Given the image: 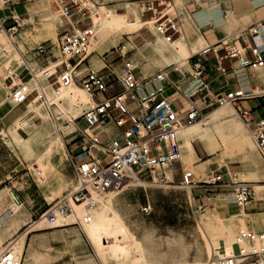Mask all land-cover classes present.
<instances>
[{"label": "rangeland", "instance_id": "1", "mask_svg": "<svg viewBox=\"0 0 264 264\" xmlns=\"http://www.w3.org/2000/svg\"><path fill=\"white\" fill-rule=\"evenodd\" d=\"M57 1L37 0L33 3L29 14L21 17L23 25L18 29L17 36L13 38V43H9L5 35L1 33L3 40H1L0 46L6 47L11 44L13 48V54L10 55L7 64L17 68L21 64L22 57L31 58L27 50L33 45L45 41H55L57 32L63 28L59 25L65 22V18L59 16L60 10ZM174 1L178 6H182L188 0ZM30 2L18 4L15 8L18 9ZM64 2L69 4L70 0H64ZM78 3V8L81 13L85 12L84 15L73 12L70 18L73 23L76 19H82L79 27L90 25L92 17H99L100 11H109L98 4L96 8L92 7L91 12L89 8L84 9L81 2ZM202 6H207L211 15H213L212 11H217V16L210 20L209 27L199 28L197 22H194L190 15L187 17L189 20L184 19V31L186 32L185 29H187L186 36L181 34L171 41L173 44L183 46L188 56L189 52L190 54L196 53L207 45H213L231 35L233 36L230 40L236 39L238 35L246 38L247 28L264 18V0H216L215 3ZM51 12L58 15L59 20L56 23H53L45 15V13ZM146 14L145 16L151 15L150 12H146ZM128 19L136 20L133 16H129ZM146 20H148L147 17L142 18L141 21H145V23L133 32L121 30L118 27L101 30L100 35L95 31L96 40L94 38L89 46V51H94V56L93 54L89 56L91 67L107 71L105 68L107 65L108 69L119 76L123 59H130L137 66L139 74L151 75V78L163 68L174 67L173 65L168 67L167 65L172 64L173 61L164 58L161 52L152 45L151 42L158 36V33L154 31L152 23ZM218 23L219 27L215 29L214 25ZM202 35L205 36V40ZM199 36H201L202 43L198 46L194 40ZM188 49L189 51H187ZM228 63L224 62L225 66H228ZM32 66L38 68L40 63L37 64L32 60ZM179 68L172 74L175 80L181 83L180 77H192L189 63ZM260 70L257 69L258 76H260ZM77 83L80 85L79 79ZM119 89V84L113 81L107 94ZM9 95L10 92L0 76V104L8 100L14 105L15 102L8 99ZM100 97L101 95L98 94L97 98ZM194 97L196 94L192 96L193 99ZM257 99L261 100L262 98ZM196 101L203 116L198 118L199 122L205 120L208 114L213 111L227 109V114L220 120L209 121L208 116L204 121L210 130V137L206 138L208 140L206 145L212 152L214 150L212 143L214 144L213 154L210 155L204 150L202 143L196 138L197 136L193 137L195 139L193 146L199 156V161H205V164L201 165V171L197 172L194 167L181 161L183 152L178 145L180 160L173 164L170 171H166L167 182L153 180L151 176L145 175L141 181L128 182L115 193H96L99 200L107 203L123 219L136 242V245H132L133 255H140L137 247H141V254L147 264H206L211 255V248L217 251L218 256L232 254V249L229 246L230 232H235L237 235L240 228H249L254 231L264 229V162L256 149L252 136L231 106L206 103L207 106L202 107L198 97H196ZM25 103L13 109L4 122L0 121V190L3 189L6 193L3 200L5 202L3 211L5 212H2L1 215L8 209L14 213L13 205L20 206L21 212L19 217L17 216L16 222L9 226L11 231L16 228L18 223L25 220V215L31 209L36 210L32 220L34 222L40 220L42 212L71 190L75 183L73 161L77 159L80 143L79 138L69 134L74 122L80 117L70 122L66 116L55 111L56 116L60 117L57 120L58 125L63 126L60 134L64 140V146L62 147L59 141L50 144V138L40 137L31 130L32 127L40 123L35 114L38 110H43V107L34 109L31 108L33 105H28L25 109ZM263 107L264 104L258 108L263 109ZM258 108H255L253 112L256 113ZM6 109L5 107L0 113ZM52 110H56L54 106H52ZM17 115L19 116L8 123ZM255 117L257 118V115ZM229 118H235L241 123L238 135L225 127L224 122ZM45 160H48V166L42 165V161ZM197 164L195 163L194 166ZM182 169L191 171L195 181L204 182L212 175L221 172L226 175L225 184L231 179L253 182L252 184L257 187V200L239 206L235 202V198L218 199L217 195L232 192L223 185L206 186L200 182L196 187L188 189L180 183ZM170 173H172V178ZM9 190L14 191L18 196L20 204L13 202ZM2 195L3 192H0V198ZM147 203L151 208L149 214L142 212V207ZM73 221L74 218H71L67 224L73 223ZM60 224L66 223L55 225ZM31 225H24L18 229L14 238L19 239L24 236L25 246L33 237L37 238V242L42 240L51 245L48 253L54 259L52 264H119L109 256L100 257L96 241L89 239L85 231L83 233L75 224L54 227L53 223L34 228L30 227ZM70 227L74 228L70 229ZM59 228L69 229L62 232L58 230ZM43 232L42 235H34ZM259 242L264 245V241ZM248 243L251 245L250 242ZM14 247L18 251L15 245ZM39 248L41 251L46 250L44 247ZM219 248H223V252Z\"/></svg>", "mask_w": 264, "mask_h": 264}, {"label": "built area", "instance_id": "2", "mask_svg": "<svg viewBox=\"0 0 264 264\" xmlns=\"http://www.w3.org/2000/svg\"><path fill=\"white\" fill-rule=\"evenodd\" d=\"M30 1L35 0H0V44L3 40L1 33L9 43H13L23 23L12 11L16 5ZM209 1L191 0L178 6L174 0H144L140 8L142 12H150L148 20L154 31L170 42L183 34L184 19L187 20L190 15L192 18L197 8H201V3ZM78 2L81 1L70 0L69 4L64 0L57 1L60 16L65 18V22L59 26L63 28L57 32L54 42L45 41L29 48L27 52L31 58L22 57L19 67L13 68L7 64L13 54L11 44L0 46V76L15 102L13 106L27 101V107L34 100L47 104L48 87L58 91L78 79L80 85L95 98L94 106L82 113L69 132L80 141L77 159L73 161L75 186L40 214L49 222L55 220L56 213H73L74 204L95 206L92 192L118 190L128 184L126 181H141L145 175L167 182L166 171L180 160L177 131L202 116L201 108L192 95L186 96L162 70L152 78L151 75L139 74L137 66L130 59H123L119 76L107 65V71L92 68L89 45L95 37L93 25L79 27L82 19H76L73 23L70 18L73 12L84 15L85 12L81 13L78 8ZM2 6L9 9L7 17L1 13ZM32 60L40 63V66L34 68ZM189 60L192 73L199 83L196 93L206 94L207 103L218 106L230 104L234 108L248 127L264 162V117L256 118L253 115L255 108L246 104L255 98H262L264 102V92L256 93L254 89L241 85L211 94L207 80L209 68L220 74L231 71L240 80L244 79L246 69H264V20L251 24L247 28L246 38L238 35L236 39L220 40L196 52ZM225 60L232 61L229 68L223 65ZM152 79L161 82V86L150 92L146 86ZM113 81L119 84L120 89L107 94ZM168 86L174 87L185 97V103L180 107H175L165 94ZM98 94L100 98H97ZM225 176L218 172L204 182L195 181L191 171L182 169L180 183L188 189L200 182L206 186H226L234 193L239 206L257 200V187L253 182L230 180L225 184ZM10 197L15 203H21L14 191H10ZM150 211L148 203L142 207L143 213L149 214ZM88 220L89 216H84L77 218L73 224L83 231L82 222ZM15 239L0 243V264H22V253L15 249L12 242ZM244 240L252 245L264 241V229L254 231L240 228L233 243L237 246V254H222L206 264H241L248 259H251L250 264H264V245L243 253L241 242ZM237 257H240L239 261Z\"/></svg>", "mask_w": 264, "mask_h": 264}, {"label": "bare ground", "instance_id": "3", "mask_svg": "<svg viewBox=\"0 0 264 264\" xmlns=\"http://www.w3.org/2000/svg\"><path fill=\"white\" fill-rule=\"evenodd\" d=\"M80 1L82 3L81 6L84 9L85 8L91 9L90 6H92L93 8H96V5L94 4V2L89 3L90 4L89 5L86 3V0H80ZM190 1L191 0H188L185 4H188ZM215 1L216 0H210L209 2L201 3V5L211 4L213 2L215 3ZM189 7L191 8L192 6H189ZM3 10H8V8L2 6L1 11H3ZM99 13H100L99 17H92V19H91V23L93 25V28L98 33V35H100L101 30H106L108 28H114V27H118V29L126 30L128 32H131V31L133 32V31L138 30L140 28V26L143 23H145V21H141L139 19L138 15H136L135 21H131L128 19L127 15L116 14L113 10H109V11L107 10V12L100 11ZM45 15H47L53 23H56L59 20L58 15L56 13H53V12L45 13ZM261 20H264V18H262ZM261 20H259V21H261ZM259 21H257V22H259ZM148 22H151V21H148ZM185 30L187 32V29H185ZM184 32H183V34H185V36H186V32L185 33ZM236 34H234V35H236ZM159 35L160 34H158V36H156L151 43L155 49H157L159 52H161V54H162V56H164V58L177 59L179 57H185L187 55L183 46H181L179 44H173L172 42H167L162 37V35H160V36ZM231 36H233V35H231ZM231 36H228L224 39H221V41H223V42L227 41L231 38ZM98 38H99V36H98ZM95 40H96V38H95ZM201 40H202L201 36H199L196 40H194V42L198 43ZM217 43H219V41ZM217 43H215V44H217ZM215 44H213V45H215ZM206 47H208V46H206ZM89 52L91 54L94 53V51H89ZM193 54H195V53H193ZM193 54H191V56ZM189 58L184 59L183 61H181L179 63L167 65L168 67L172 66V65L174 66L170 69H166V68L162 69V71L165 73V75L167 77H169V79L172 80L174 83H176L181 88L182 91H183L182 84L180 82H178L177 80H175L173 78L172 74L174 71L179 70L180 69L179 67L185 66L188 63L190 65ZM190 68H191V65H190ZM78 71H80V69ZM191 74L194 77V75L192 73V69H191ZM153 82H158V83H160V86H161V82H159L156 79H152L151 82H149L146 87L153 85ZM78 85L79 84L76 81H73L69 86L60 88L58 90V92H56L54 89L49 87L48 89H46V98L49 101L47 104H44L43 102H38L36 100H34L28 104L29 106L33 105L31 108H34V109H40L41 107H43V110H38L35 114L36 119H38L40 123L37 124V126L32 127L31 130L36 135H39L40 137L45 136L47 138H50V140H49L50 144H52L55 141H59L61 146L62 147L64 146V140L62 138V135L60 134V130L63 128V126L61 127L58 125L57 120L60 117L56 116L55 111L63 114L62 116H66L70 122H73L74 119H77L82 115L81 111L88 109V108L94 106V104H95V98H93L94 96L92 94H90L89 92H87L82 86H80V85L78 86ZM197 85L199 87V83ZM154 89L155 88H153L150 92H152ZM254 91L256 93L264 92V90H260V89H255ZM183 93H184V91H183ZM9 98L11 99L10 95H9L8 99ZM226 105L231 106L230 104H226ZM226 105H222V106H226ZM52 106H54L56 110L53 111ZM235 113L237 114L236 111H235ZM209 114H208L209 121L210 120L211 121L216 120V119L220 120L222 117H224L227 114V109L226 108L218 109V110L213 111L212 113H209ZM207 117L203 121L199 122L198 121L199 119H197L196 120L197 122L194 121L191 124L185 125L187 127H185L184 129H182L180 131H177V137L179 139L185 141V135L187 133L201 128L205 132L202 136V139L205 140V143L207 144L208 140L206 138L210 137V135H209L210 130H209L206 122H204V121H206ZM238 117H239V115H238ZM240 120H241V118H240ZM242 123L245 126V128L247 129V131L250 133V131H249L248 127L245 125V123L243 121H242ZM240 124L241 123H239L235 118H229L224 122L225 127L230 132H232L234 134H237L240 132ZM188 145H189V147H191L190 143H188ZM179 158H180V152H179ZM42 165L48 166L49 165L48 160L42 161ZM169 171H170V169H169ZM132 181L133 180H130V181L128 180L126 182H132ZM74 186H75V183H74L72 188H74ZM118 190H107V191H103V192H99V193L98 192H92V198L95 200L97 205L95 204V206L89 207V206H85L84 204H74L73 205V213H70L68 215H61V214L56 213V218L53 222H49L47 218L42 216L40 218V220H38L39 222L37 221L34 224V226H32V227H37V226L41 227L43 225H50V224L52 225L53 223H54V225L58 224V223H66L67 224L71 218H74V221H75L77 218L82 219L84 216H89V220L87 222H82V230H83V233L85 231V234L89 239L96 241L97 252H98L100 257L104 258L105 256H109L110 259L112 258L113 260L117 261L119 264H147L146 260L144 259L143 255L141 254V251H142L141 247H137V251L140 252V255H138V256L133 255L132 245L133 244L136 245V242L134 240L133 235L128 230L127 225L124 223L123 219L120 218L117 215V213L115 211H113V209L107 203L99 200V198L97 197V194L115 193ZM217 198L221 199V200H226L228 198H235V195L233 192H230L228 194L223 193V194L217 195ZM15 204H17V203H15ZM18 209H19L18 205H16V206L13 205L14 212L18 211ZM9 213H12V211L10 209L6 210L5 214L8 215ZM5 217H7V216H5ZM256 220H257V218H256ZM74 221H73V223H74ZM262 225H263V223H262ZM83 227H84V229H83ZM230 235H231V238L229 241V246L232 249V245L235 241L236 234H235V232H230ZM23 237L24 236L20 237L19 239L17 238V239L12 241L13 244L18 249L19 253H22V250H23V242H24ZM241 248H242L243 253L248 251L250 248L248 241H245V240L242 241L241 242ZM210 254L211 255L209 257V260L218 257L217 251H215V249H213V248L210 249Z\"/></svg>", "mask_w": 264, "mask_h": 264}, {"label": "crops", "instance_id": "4", "mask_svg": "<svg viewBox=\"0 0 264 264\" xmlns=\"http://www.w3.org/2000/svg\"><path fill=\"white\" fill-rule=\"evenodd\" d=\"M36 1L37 0L32 1L28 4H24L22 7L18 8V9L14 8L13 9V15L15 17L21 19L22 16L29 14V9L32 8L33 3H35ZM143 1L144 0H86V3L89 4V3L94 2L96 7L98 4H100L101 7L104 6V8H107L109 10H113L116 14H119V15H127L128 17L133 16L135 18H136V15H138L140 20L144 17H147V19H149L150 15L145 16V15H147L146 12H142V10L140 8V5L142 4ZM90 7H91V12H92V10H93L92 6H90ZM54 9H55V6H54ZM209 10L210 9L207 6H201V8H197L196 12L192 14V20L194 22L195 21L197 22V24L199 25V28H203V27L208 26L210 23V20L213 17L217 16V11H215V10L212 11L213 15H211V12H209ZM3 12H5V13H3ZM1 13H3L2 14L3 17H7L10 14L9 9L3 10V11H1ZM230 13H233V12H230ZM59 16H60V14H59ZM146 21H150V20H146ZM60 23H61V18H60ZM217 27H219V23L214 25L215 29H217ZM202 37L205 40V36L202 35ZM209 42H211V41H209ZM201 43H202V40L197 43L198 46L201 45ZM207 46H210V45H207ZM111 47H113V46H111ZM104 52H106V51H104ZM188 54H189V56L186 55L185 57H179L177 59H173V58H169V59L171 61H173L172 64L179 63V62L183 61L184 59H187L191 56L190 52ZM93 56H94V53H93ZM91 58H92V56H91ZM175 60H178V61L175 62ZM224 62H229L228 66H225ZM224 62H223V65L225 67L229 68L231 66V63H232L231 60H225ZM209 71H210V75L207 77V80L209 82L211 94L213 92H217V91L235 89L241 85L245 86L247 89L264 90V69L260 70V76L261 77L258 76L257 70L246 69L243 72V74L245 75L243 80L237 79L236 76L231 71H228L226 74H220V73L214 71V69L212 70L211 68H209ZM180 81H181L182 88H183V91H184L186 96H189V95L195 96V94H196V97H198L202 103V107L207 106L206 103H207L208 99L205 98L206 94H204V93L197 94L196 93V91L198 89V85H197L198 82L193 76L192 77H185V76L180 77ZM159 86H160V83L153 82V85L148 86L147 89L149 91H151L153 88H156ZM165 94L169 97V99L172 101L173 105L177 108L185 103V100H186L185 97L172 86H168L166 88ZM196 97H194L195 101H196ZM196 103H197V101H196ZM246 104L251 108H258L260 105L264 104V102L262 101V99L260 100V99L255 98V99H251V100L247 101ZM5 107L7 109L3 113H0V121H3V122L6 118H8L10 116V114L12 113V110L15 109L17 106H13V105L9 104L8 101H3L0 104V111H3V109H5ZM25 109H26V107H25ZM256 113L253 112V115L254 116L257 115V117H264V107H263V109L258 108ZM19 115L13 117L8 123H11ZM3 125H6V124L3 123ZM185 127H187V126H182L181 128H179L178 131L184 129ZM201 130L202 129H197L195 131H191V132L187 133L185 135V141L181 140L177 137V140L179 141L178 145L182 149V152H183L181 161L184 164H187L188 166L194 167L197 172L201 171V168L205 164V161H201V162L199 161L200 160L199 156L195 150V147L193 146V143L195 140V139H193V137L197 136L196 138L202 143V147L204 148V150L208 154L211 155L215 151V147H214L213 143H212V146H213L214 150L212 152H210L208 150V147L205 143V140L202 139L204 132H203V130L202 131ZM188 143H190L191 147H189ZM195 163H198V164L194 166ZM54 170H56V169H54ZM170 176L172 178V173H170ZM0 192H3L2 198H0V243H5V242L13 239L14 235L16 234V231L18 229H20L22 226L28 225V224L31 225L32 223L33 224L30 227L34 226V224L37 221L34 222L32 219H33L34 214L36 213V210L31 209L27 213V215H25V217H24L25 220L23 222L18 223L16 228H14V230L11 231V229H9L10 228L9 226H11V224L15 223L17 220V216L19 217V215L21 214L20 206H18V208H19L18 211L14 212V213H9L8 215H6L4 213L3 215H1L2 212H5V211H3L4 207H5V202L3 200L6 196V193L3 189H1ZM5 216H7V217H5ZM63 225L71 226L72 223H69L67 225L66 224H60V225H53V226L54 227H59V226L64 227ZM32 228H34V227H32ZM71 228H74V227H70V229ZM41 229H44V228H41ZM41 229H37V230H41ZM67 229H69V228H59L58 230L65 232ZM42 234H44V232L43 233H35L34 235H42ZM16 239H17V237H16ZM261 245H262V243H260V242L254 244V245L249 244V246H250L249 250H251L255 247L258 248V246H261ZM219 246L221 247V245H219ZM39 247H44V248H46V250L41 251V249ZM51 247H52L51 245L44 243V241H42V240L37 242L36 237H33L27 246H25V242H24V245H23V248H24L23 256L24 257L22 260V264H52V260H54V259H53V257H51L52 255L48 253V250ZM219 249H222L221 251L223 252V248H219ZM232 254H237V246L235 244L232 245ZM50 258H51V260H50ZM239 259H240V257L237 259V261H239ZM44 260H46L47 263L44 262ZM250 260L251 259L245 260V261L241 262V264H250Z\"/></svg>", "mask_w": 264, "mask_h": 264}]
</instances>
